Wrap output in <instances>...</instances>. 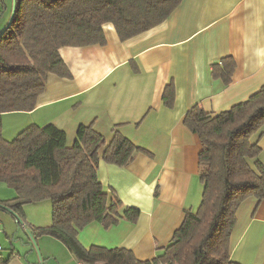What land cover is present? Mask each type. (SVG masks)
I'll list each match as a JSON object with an SVG mask.
<instances>
[{"label":"crops","instance_id":"crops-1","mask_svg":"<svg viewBox=\"0 0 264 264\" xmlns=\"http://www.w3.org/2000/svg\"><path fill=\"white\" fill-rule=\"evenodd\" d=\"M9 1L0 32L11 16ZM104 32L105 45L60 49L72 77L49 75L34 110L3 115V134L12 140L29 125L54 124L72 144L77 128L93 123L108 141L117 127L145 149L148 153H137L127 166L101 161L98 169L105 191L116 193L124 207L139 208L138 219L110 229L93 222L78 239L85 248H126L139 260H151L171 243L185 210H197L202 200V145L184 124L188 110L198 104L216 115L264 85V0H182L163 23L131 39L121 41L112 24L104 25ZM226 57L236 63L227 85L212 74L213 65ZM171 83L175 95L168 106L163 94ZM8 116L15 120L6 128ZM252 140L259 143L264 164V126ZM5 186L0 185V200L14 199L16 191ZM37 203L23 207L28 219L25 209ZM3 213L10 218L0 217V255L9 258L7 264H79L61 241L33 238V229L51 223L32 216L24 229ZM231 244L232 260L264 264V201L242 203Z\"/></svg>","mask_w":264,"mask_h":264},{"label":"trees","instance_id":"trees-1","mask_svg":"<svg viewBox=\"0 0 264 264\" xmlns=\"http://www.w3.org/2000/svg\"><path fill=\"white\" fill-rule=\"evenodd\" d=\"M182 0H15L14 18L0 37V182L16 191L0 200L19 225L23 207L50 200L52 223L31 232L61 241L78 261L104 264H240L231 258L232 233L244 201H264V164L259 143L252 140L264 126V85L247 100L219 114L192 106L184 124L197 134L202 200L197 210H185L171 243L151 260H139L126 248L92 245L78 235L93 222L110 229L121 220L135 222L137 207H124L114 192L105 191L98 176L101 161L124 167L139 152L148 153L116 128L111 140L93 123L81 124L72 144L54 124L29 125L14 139L3 134V115L36 108L49 75L71 78L60 49L105 45L104 25L112 24L126 41L163 23ZM0 18L7 6L1 1ZM232 57L214 64L212 74L231 82ZM173 84L163 99L174 102ZM9 258L0 255V264Z\"/></svg>","mask_w":264,"mask_h":264},{"label":"rangeland","instance_id":"rangeland-1","mask_svg":"<svg viewBox=\"0 0 264 264\" xmlns=\"http://www.w3.org/2000/svg\"><path fill=\"white\" fill-rule=\"evenodd\" d=\"M9 6H10V12L12 11V6H13V0L12 2L9 1ZM6 26V25H5ZM4 26V27H5ZM4 29V28H3ZM2 29V30H3ZM1 30V31H2ZM15 120V118H13V116H8L5 118V126L6 128L9 126L10 122H13ZM20 127H18L17 129H19ZM15 129V130H17ZM21 130L19 129V132ZM7 136H12L9 132H6ZM6 184V183H5ZM5 184L3 182H0V185L5 186ZM7 185V184H6ZM8 186V185H7ZM28 205V204H27ZM34 205H40V206H34ZM26 206V205H25ZM28 208L25 209V212H28L29 215V219L27 218V216L24 215V220L29 221L30 218L32 216H34L35 218H37L39 221H47L49 223H52V203L50 200H46V201H41L37 204H33L30 206H27ZM0 217L1 218H6L9 216L3 212H0ZM10 219V218H9ZM81 232V231H80Z\"/></svg>","mask_w":264,"mask_h":264},{"label":"water","instance_id":"water-1","mask_svg":"<svg viewBox=\"0 0 264 264\" xmlns=\"http://www.w3.org/2000/svg\"><path fill=\"white\" fill-rule=\"evenodd\" d=\"M14 14H15V0H13V6H12V11H11V16L9 18V21L8 23L6 24V26L4 27V29L0 32V37L5 33V31L8 29V27L10 26L13 18H14ZM0 208L1 209H7L5 208L3 205L0 204ZM8 212H12V210L10 209H7ZM15 241H20L22 246L26 245L24 242H23V239H19V240H15ZM34 248H36L35 244H34Z\"/></svg>","mask_w":264,"mask_h":264},{"label":"built area","instance_id":"built-area-1","mask_svg":"<svg viewBox=\"0 0 264 264\" xmlns=\"http://www.w3.org/2000/svg\"><path fill=\"white\" fill-rule=\"evenodd\" d=\"M22 227H23L24 229H26L25 224H22ZM78 263H79V264H104V263H102V262H97V263H86V262H83V261H79Z\"/></svg>","mask_w":264,"mask_h":264}]
</instances>
